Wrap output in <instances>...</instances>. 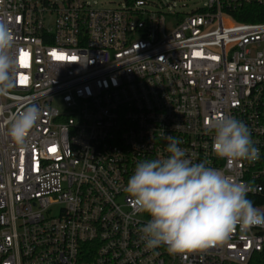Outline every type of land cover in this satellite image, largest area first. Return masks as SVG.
I'll list each match as a JSON object with an SVG mask.
<instances>
[{
	"label": "built area",
	"instance_id": "1",
	"mask_svg": "<svg viewBox=\"0 0 264 264\" xmlns=\"http://www.w3.org/2000/svg\"><path fill=\"white\" fill-rule=\"evenodd\" d=\"M127 1L0 0L18 61L0 96V264H264V226L191 253L147 249L150 217L124 191L138 162L169 155L168 136L193 163L251 182L250 200L264 191V21L233 16L264 0L190 13ZM33 104L41 118L19 146L9 120ZM217 115L249 128L257 161L214 154Z\"/></svg>",
	"mask_w": 264,
	"mask_h": 264
},
{
	"label": "clouds",
	"instance_id": "2",
	"mask_svg": "<svg viewBox=\"0 0 264 264\" xmlns=\"http://www.w3.org/2000/svg\"><path fill=\"white\" fill-rule=\"evenodd\" d=\"M15 37L7 20L0 19V96H8L14 87L18 61L13 49ZM41 118L36 105L26 107L9 120L7 134L19 146ZM214 131V154L228 161L255 162L260 158L249 128L233 116L217 115L206 121ZM166 158L144 159L135 166L125 193L136 212L150 219L139 231L149 250L166 246L169 254L205 250L227 242L239 228L248 233L264 226V211L248 198L251 182L226 176L208 162L193 163L177 138L168 136Z\"/></svg>",
	"mask_w": 264,
	"mask_h": 264
},
{
	"label": "rangeland",
	"instance_id": "3",
	"mask_svg": "<svg viewBox=\"0 0 264 264\" xmlns=\"http://www.w3.org/2000/svg\"><path fill=\"white\" fill-rule=\"evenodd\" d=\"M91 4L100 8H120L124 7L127 0H88ZM149 3L147 6L150 10L160 9L166 13L170 11H180L183 13H190L203 7L204 0H146ZM226 24H231L232 21L229 18H225Z\"/></svg>",
	"mask_w": 264,
	"mask_h": 264
},
{
	"label": "trees",
	"instance_id": "4",
	"mask_svg": "<svg viewBox=\"0 0 264 264\" xmlns=\"http://www.w3.org/2000/svg\"><path fill=\"white\" fill-rule=\"evenodd\" d=\"M239 22H259L264 21V7L257 5L244 6L241 11L233 14ZM254 206L264 211V191L253 199Z\"/></svg>",
	"mask_w": 264,
	"mask_h": 264
},
{
	"label": "snow or ice",
	"instance_id": "5",
	"mask_svg": "<svg viewBox=\"0 0 264 264\" xmlns=\"http://www.w3.org/2000/svg\"><path fill=\"white\" fill-rule=\"evenodd\" d=\"M53 55L56 57L57 60H63V59H65V57L62 56V55H56L55 53ZM72 59L75 60L76 58L73 57Z\"/></svg>",
	"mask_w": 264,
	"mask_h": 264
}]
</instances>
